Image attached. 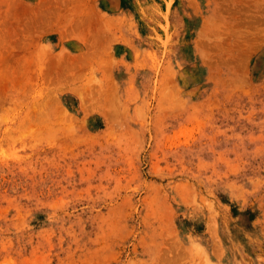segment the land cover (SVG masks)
Here are the masks:
<instances>
[{
    "label": "rangeland",
    "instance_id": "1",
    "mask_svg": "<svg viewBox=\"0 0 264 264\" xmlns=\"http://www.w3.org/2000/svg\"><path fill=\"white\" fill-rule=\"evenodd\" d=\"M0 82V264H264V0H0Z\"/></svg>",
    "mask_w": 264,
    "mask_h": 264
},
{
    "label": "bare ground",
    "instance_id": "2",
    "mask_svg": "<svg viewBox=\"0 0 264 264\" xmlns=\"http://www.w3.org/2000/svg\"><path fill=\"white\" fill-rule=\"evenodd\" d=\"M8 66V65H7ZM4 69H5V67H4ZM51 70V69H50ZM5 71V70H4ZM48 72V71H47ZM2 75V74H1ZM21 77V76H20ZM28 77V76H27ZM3 78V77H2ZM5 78V77H4ZM18 78V77H17ZM49 79V78H48ZM3 81V80H2ZM14 82H16V81H14ZM20 82H22V81H20ZM25 82V81H24ZM28 82V81H27ZM46 82H48V81H46ZM1 83V82H0ZM5 85V84H4ZM10 85H11V83H10ZM4 98V97H3ZM1 101V100H0ZM47 102V101H46ZM48 103V102H47ZM86 261V260H85Z\"/></svg>",
    "mask_w": 264,
    "mask_h": 264
}]
</instances>
